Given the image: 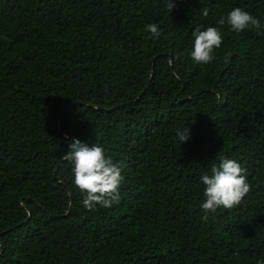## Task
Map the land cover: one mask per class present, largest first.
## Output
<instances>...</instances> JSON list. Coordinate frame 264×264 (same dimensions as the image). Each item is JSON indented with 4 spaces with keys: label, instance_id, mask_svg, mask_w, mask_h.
I'll return each instance as SVG.
<instances>
[{
    "label": "trees",
    "instance_id": "obj_1",
    "mask_svg": "<svg viewBox=\"0 0 264 264\" xmlns=\"http://www.w3.org/2000/svg\"><path fill=\"white\" fill-rule=\"evenodd\" d=\"M169 2L0 0V264H264V0ZM236 7L262 28L220 25ZM197 27L223 38L207 65ZM74 139L126 165L119 203L84 207ZM220 156L252 190L204 221Z\"/></svg>",
    "mask_w": 264,
    "mask_h": 264
},
{
    "label": "clouds",
    "instance_id": "obj_2",
    "mask_svg": "<svg viewBox=\"0 0 264 264\" xmlns=\"http://www.w3.org/2000/svg\"><path fill=\"white\" fill-rule=\"evenodd\" d=\"M167 7L170 12L173 10V0H170ZM202 14L207 17L208 9L204 8ZM218 23H227L237 34L246 29L262 28L258 18L240 7L234 8L227 14L226 20L221 18ZM201 27H197L192 33L194 44L190 55L196 64L207 65L215 59L214 50L221 47L223 38L217 28L208 27L202 31ZM146 30L151 33L153 39L162 35V30L157 24H148ZM176 134L182 143L190 138L189 128L178 129ZM62 159L73 165L74 183L84 194L83 205L86 209L94 210L97 205L110 208L114 203H119L120 187L125 180L122 172L126 165L114 163L103 147L74 139L69 143V149ZM200 179L205 186V199L201 204L204 221H207L210 215L214 216L218 209L233 210L241 206L252 190L247 178V169L236 160L224 156L219 157L218 164L211 163L210 173H203Z\"/></svg>",
    "mask_w": 264,
    "mask_h": 264
}]
</instances>
